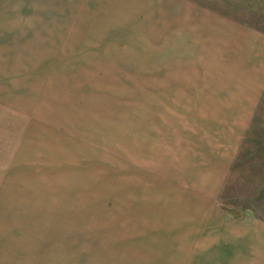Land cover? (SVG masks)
Wrapping results in <instances>:
<instances>
[{"label": "rangeland", "instance_id": "374dc122", "mask_svg": "<svg viewBox=\"0 0 264 264\" xmlns=\"http://www.w3.org/2000/svg\"><path fill=\"white\" fill-rule=\"evenodd\" d=\"M256 34L264 0H0V264H119L128 218L195 209L264 264V95L207 126L264 88Z\"/></svg>", "mask_w": 264, "mask_h": 264}, {"label": "crops", "instance_id": "0c3cea01", "mask_svg": "<svg viewBox=\"0 0 264 264\" xmlns=\"http://www.w3.org/2000/svg\"><path fill=\"white\" fill-rule=\"evenodd\" d=\"M257 39L248 42L264 43L263 34H256ZM257 57V56H256ZM263 57V55H261ZM263 76L264 63L260 67ZM264 81V76L263 79ZM263 81L259 83L264 85ZM238 88H234L236 91ZM241 103H233V110L242 111V118L233 119L222 115L219 122L207 126H249L253 125L255 111H259L264 95V88L257 93H251L239 88ZM248 96V97H247ZM222 105V104H221ZM248 111V112H246ZM228 116V117H227ZM241 120V122H231ZM231 123H234L231 125ZM195 126V125H194ZM200 125L197 124V127ZM235 172L232 171L231 174ZM191 207H197L191 204ZM203 210V209H202ZM202 210L200 212H202ZM195 215H165L153 218H140L126 222L139 223L140 226L128 225L126 232L124 261L119 264H262L261 230H242L244 226L231 225L230 219H240L245 216H221L198 214ZM236 223V222H235ZM254 238V239H253ZM113 247V245H112ZM112 255L114 251L112 250Z\"/></svg>", "mask_w": 264, "mask_h": 264}]
</instances>
